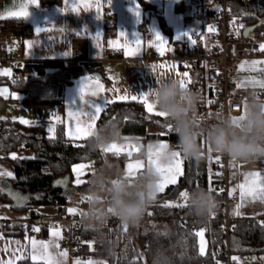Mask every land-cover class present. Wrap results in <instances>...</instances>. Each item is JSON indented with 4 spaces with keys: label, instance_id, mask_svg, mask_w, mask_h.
<instances>
[{
    "label": "crops",
    "instance_id": "crops-1",
    "mask_svg": "<svg viewBox=\"0 0 264 264\" xmlns=\"http://www.w3.org/2000/svg\"><path fill=\"white\" fill-rule=\"evenodd\" d=\"M148 1L152 4L151 9L154 11V16L150 23L144 24L143 15L147 8H144L138 0H112L111 6L108 5L107 0H99V12L95 0H89L92 4L91 7L85 9L83 6H79L75 11L73 8L76 7L79 0H68L67 4L65 0H61V3L42 2L41 0H36V2L34 0H0V24L5 19L15 18L21 22L30 23L33 29L31 34H24L14 27L5 30L0 28V76L11 80L17 76L14 66L2 60L7 52H20L22 62L59 60L70 65L72 64L70 58L76 48H82L85 52V58L93 64H102L106 72V76H98L93 68L80 67V73L72 77L64 85L62 92L57 94L61 103L25 102L22 91L12 89L9 84L2 83L0 84V100L5 102L2 109L6 115L0 117L18 122L24 119L30 121L29 124L31 125H44L48 136H54L57 128L61 125L66 137L80 141L87 136L77 135L76 120L77 118L81 121L89 120V117L84 113L93 111L89 107L91 103L101 104L103 110L106 101L123 100L120 98L122 96H128L127 100H132L131 96L139 97L142 93H148L159 86V80L164 78L167 72H171L178 80V74H182V72L176 67H171L172 65L176 66V64L164 56L165 43L157 41L155 33L159 32L165 41L171 39L175 41L184 40L187 38L183 35L184 33H189L200 26L203 9H208L210 5H215V3L213 0ZM230 1L231 3L234 2V0ZM137 6L139 17L135 14ZM23 11H27L29 16L25 18L19 15ZM160 19L166 24L168 31L162 29ZM38 28L46 30L37 33ZM121 33L124 34L121 35ZM177 37L180 38L177 39ZM137 39L140 40L139 47L135 44ZM109 41L116 43L110 46ZM113 49H116V54H112ZM126 51L135 54L126 55ZM159 65H164V67H153ZM192 72L190 70V82H192ZM26 73L28 72L24 74ZM29 74L33 76L35 71L31 70ZM89 77L93 78V83L98 78L100 84L103 85V91L96 97L86 95L82 101L80 100V88L86 78ZM239 88L244 92L246 91L244 88ZM242 94L244 101L247 96L245 93ZM148 100L152 102L151 96L148 97ZM154 111H158L157 107ZM70 112L79 113V116L74 118L69 115ZM97 119L94 129L97 128ZM79 126L83 127L82 124ZM122 142L128 143L127 146L130 149L125 151ZM204 143L202 142V144ZM115 144L118 147L121 146L123 151L118 154L114 151H102L103 165L107 162L113 171H123L125 170L123 161L129 159L136 162L141 161L144 167L137 172V175L149 165V154L143 155L146 149L154 144H167L168 147L175 145L168 139H144L140 136H124L122 141ZM140 150H142L141 155L133 156ZM120 156H123L122 162L119 159ZM217 158L220 156L209 151L207 156L209 171L215 170L219 160ZM180 160L183 171L184 158L180 156ZM80 162H76L72 166L81 165ZM82 163H90L88 165L90 169L83 171L85 176L83 175L82 182L76 184L75 188L77 186L79 188L84 187L89 191V181L95 173V162L94 160H85ZM254 173L260 174L259 182L264 184V158L254 162L238 161L236 166L229 168L231 190L235 189L238 192L239 199L229 203L227 212L235 219H261L264 216V200L254 199L250 195L241 198L239 185L244 184L246 180L254 179L255 177L252 175ZM180 174L176 177V182ZM82 184L84 185L82 186ZM13 212L9 216H0V261L11 260L17 264L19 259L16 257H29L31 259V241L36 240L37 242H50L52 247L49 248V252L60 261V264H76V261L86 264L89 260L107 264L104 259L95 256L85 260L77 257L76 253L71 252L62 244L63 230L61 227H52L46 230L43 235H38L30 233L28 231L30 225L24 223L19 232H4L3 226L6 221H13L25 216V214ZM31 226L37 229V224L31 223ZM53 230L59 232L58 237L52 235ZM198 240L200 249L203 248L204 253L208 248V240L204 233L203 236H199ZM62 252H66L67 256H59V253ZM234 257L240 264H264V252H237L234 253ZM39 262L44 264L43 260Z\"/></svg>",
    "mask_w": 264,
    "mask_h": 264
},
{
    "label": "trees",
    "instance_id": "trees-1",
    "mask_svg": "<svg viewBox=\"0 0 264 264\" xmlns=\"http://www.w3.org/2000/svg\"><path fill=\"white\" fill-rule=\"evenodd\" d=\"M41 1L61 3V0ZM138 1L144 8H152L148 0ZM236 1L238 6L235 7ZM242 1L234 0L231 3L233 15L245 18L244 26L262 20L257 28L263 30L264 0L255 2L248 14L240 10ZM160 24L163 30L168 31L162 19ZM12 27L24 34H31L33 30L30 23L15 18L5 19L0 24L2 30ZM14 69L17 72L15 79L0 76V84L7 83L12 89L22 91L24 101L28 103H61L57 94L62 92L64 85L81 71L80 66L69 65L59 60L23 61L14 66ZM31 70L35 71L33 76L29 74ZM191 71L192 82L189 88L200 95L201 91L198 88L201 82L200 75L194 69ZM25 72L28 73L24 74ZM201 109L202 98L197 105V114ZM113 122L118 125L122 137L163 138L173 144H176L178 139L167 117L149 113L144 104L138 101L116 100L106 103L97 119V127ZM152 127L165 129V132L150 131L149 128ZM89 137L80 141L71 140L66 137L61 125L54 136H48L44 125L23 124L0 117V158L9 161L13 166V174L10 177H0V196L9 199L10 202L7 190H17L26 196L23 205L18 207L11 205L14 211L25 214L19 218L22 223L13 225L12 221H6L3 226L4 232H11L12 229L21 231L24 223L28 225L32 223L31 219L68 215L66 204L76 190L72 185V165L80 161L94 160L95 172L103 165L102 151H90L87 147ZM20 145L31 150L32 154L16 155L13 159L9 153ZM139 154H142V150L133 156ZM119 159L121 162L124 160L123 156ZM201 188L211 191L218 202L217 209L210 216L195 215L190 210L188 201L186 206L172 204L180 193H190ZM223 201L224 197L217 192L214 181L209 177L207 158L202 161L184 159L183 171L177 182L168 185L159 193L156 202L147 209V219L136 227L139 248L132 230L128 229V226L125 228L118 218H114L100 233L91 231L83 223L74 229L73 233L82 240L81 248L74 253L99 257L107 264H225V254H217L213 260L211 252L212 247L215 249L219 246L224 247L226 242L222 220L213 216L214 213L224 212L221 207ZM184 204L185 202L180 205ZM44 207H53V213L48 214L41 210ZM148 222H154L153 226L145 227ZM201 230L208 240V248L204 253H201L199 236L196 235ZM229 241L233 253L264 252V219L237 218L230 230ZM17 264L43 263L24 257L19 259Z\"/></svg>",
    "mask_w": 264,
    "mask_h": 264
},
{
    "label": "clouds",
    "instance_id": "clouds-1",
    "mask_svg": "<svg viewBox=\"0 0 264 264\" xmlns=\"http://www.w3.org/2000/svg\"><path fill=\"white\" fill-rule=\"evenodd\" d=\"M151 100L159 112L166 114L178 138L174 146L159 153L160 165L171 164L177 152L185 160L194 161L205 160L209 150L233 161L254 162L264 158V98L258 91L248 93L241 113H221L212 124L200 122L199 93L182 88L177 79L161 80L152 90ZM202 137L204 144L200 142ZM122 140L118 125L106 123L93 130L87 147L90 151H105ZM159 147L154 144L143 155L156 153ZM160 183L161 174L152 165L132 177L123 171H113L105 162L89 181V199L82 223L96 233L102 232L110 217L118 218L130 228L138 226L147 209L156 202ZM187 201L190 210L200 217L210 216L218 207L214 194L202 188L188 193Z\"/></svg>",
    "mask_w": 264,
    "mask_h": 264
},
{
    "label": "built area",
    "instance_id": "built-area-1",
    "mask_svg": "<svg viewBox=\"0 0 264 264\" xmlns=\"http://www.w3.org/2000/svg\"><path fill=\"white\" fill-rule=\"evenodd\" d=\"M213 3L215 5L203 9L200 26L189 32L191 38L187 37L180 41L168 40L165 43L164 54L177 66L190 70L194 69L199 73L201 78L199 89L206 124L215 123L216 118L221 113H241L243 94L237 85L239 79L237 62L239 59L257 56L258 54H263L262 57L264 58V51H261L259 47L262 42L243 35L244 24L237 22L236 16L232 13L230 0H213ZM153 16V9H146L143 15V23H150ZM209 27L214 30L210 32ZM116 52V49L112 50V54H116ZM2 60L17 66L22 62L21 53L7 52ZM70 61L72 64L86 69L93 68L101 76H106L102 64H93L88 61L82 48L74 50ZM237 164L238 161L220 156L215 170L209 171V177L214 181L217 192L224 197L221 205L224 212L222 214L214 213L213 216L221 218L226 238L224 247L219 246L216 249L212 247L211 252L213 260L216 259L217 254H225V264H240L231 251L229 241L230 230L236 219L227 212L229 203L239 199L238 192L231 190L229 181V168ZM178 202L183 203L185 201L179 196ZM114 218L117 219L110 217L105 226H108ZM145 219H147L146 214L142 221ZM261 219H264V216ZM25 221L29 220L26 219ZM31 222L37 224L38 229L35 231L33 226L29 224L28 231L32 234L43 235L46 230L52 227H61L64 246L71 252L78 251L82 246L80 236L73 233V230L82 224V218L75 214L35 218L31 219ZM77 255L81 260L90 258V256L81 253Z\"/></svg>",
    "mask_w": 264,
    "mask_h": 264
},
{
    "label": "snow or ice",
    "instance_id": "snow-or-ice-1",
    "mask_svg": "<svg viewBox=\"0 0 264 264\" xmlns=\"http://www.w3.org/2000/svg\"><path fill=\"white\" fill-rule=\"evenodd\" d=\"M34 2H36V0H34ZM96 2V6H97V11H100V2L99 0H95ZM111 2L112 0H107V3L109 6H111ZM65 3H68V0H65ZM38 6V4H37ZM79 6H83L85 9L89 8L92 6L91 2H89V0H79V3L76 5V7L73 8V11L77 10V7ZM138 6L135 9V14L137 15V17H139V11H138ZM19 15H22L23 17H28L29 13L27 11H23L22 13H20ZM99 18V17H98ZM241 27H243L241 25ZM46 29L44 28H38L36 31L37 33L44 31ZM210 32L213 31L214 29H212L211 27H209L208 29ZM124 33H121V35H123ZM184 36L188 37L189 39L191 38V35L189 33H184ZM156 39L157 41L161 42V43H167V41H165L163 39V37L160 35L159 32L155 33ZM180 37H177V39H179ZM109 45H113L114 41H109L108 42ZM135 44L137 47H139L140 45V40L137 39L135 41ZM260 50L264 51V44H261L260 46ZM135 54L134 52H129L126 51V55H132ZM161 54H163V52H161ZM247 63V62H245ZM253 64H258L261 63L260 61H253ZM155 67H164V65H159V66H153ZM171 67L175 68V65H172ZM244 65H241V68H243ZM188 72H184L183 76L184 77H188ZM190 83V80H189ZM180 85L182 88H186L187 85L184 81V79L180 80ZM239 86V85H238ZM260 87H264V83H260ZM103 91V85L100 84L99 79L96 78L95 82L93 83V78L89 77L86 78V80L82 83V86L80 88V100L84 101V97L86 95H90L93 97L99 96L100 92ZM152 95V91L148 92V93H142L141 96H131V99L134 101H138L140 103H143L147 109V111L149 113H152L156 116H160V117H166L165 113L159 112V111H154L156 109V105L153 102H149L148 97ZM123 100H127L128 96H122L120 97ZM85 103H88L87 101H85ZM106 103H111V101H106ZM89 107L93 110L92 112H88V113H84V115H87L89 117V120L87 121H81L80 119H78L77 117L79 116V113L77 114H73L72 112L69 113L70 116H73L74 118H77L76 122L78 127L76 128V133L78 136H91L94 128H95V120L98 118L99 113L102 111V105L101 104H97L95 102L91 103L89 105ZM21 123L23 124H29L30 121L28 120H24L21 119ZM83 125V127H80L79 125ZM168 145L167 144H160L159 149L157 150L156 153H152L151 151L149 152V165H152L154 167H156L157 171L161 174V183L159 186V191L163 192L165 187L170 184V183H175L176 182V177L181 173L182 169H181V165H182V161L180 160V154L179 152L175 153V157L176 159H174L172 161L171 164L167 165V166H162L160 165L159 162V153L161 151H163L164 149H167ZM151 149V147L149 148ZM107 151H114L117 154L121 151H123L122 147H118L115 143L112 144L108 149L105 150ZM210 151V150H209ZM155 156V158L153 159V157ZM13 159H15V156L13 155ZM219 159V158H217ZM80 169L85 168V165H80L78 166ZM144 167L143 162L141 161H137L135 164L133 163H129L127 165V174L135 177L136 173L142 169ZM73 172L77 173V179H76V183L80 184L82 181L79 179V175L80 173L78 172L77 168L74 167L73 168ZM3 173H0V175H2ZM7 175L11 176L12 174L6 173ZM255 178L252 179L251 181L246 180L244 184L239 185V188L241 189V198L243 199L246 195H250L252 196L254 199H261L264 200V184H261L259 182V177L260 174L259 173H254L252 174ZM211 190V189H210ZM233 191H235V189H233ZM89 199V197H87ZM181 198L185 201L184 205H179V206H186L187 205V200H188V192H183L181 193ZM165 206H172V205H165ZM239 207V206H237ZM68 211L72 214L77 213V209L76 208H70L68 209ZM238 214V213H237ZM81 215H83L81 213ZM127 226L125 225V228ZM36 231H38V229H34ZM52 235L54 237H58L59 236V232L57 230H53L52 231ZM197 236H203V231H200L198 233H196ZM32 244V255H31V259L36 262V261H40L43 260L44 264H60V261L56 259L55 256H53V254L51 252H49V248L52 247V245L50 244V242H45V241H39L37 242L36 240H32L31 241ZM58 246V245H57ZM201 253H203V248H201ZM59 256L61 257H66L67 253L66 252H62L59 253ZM23 257H16V259H22ZM0 264H14V261H0ZM76 264H81L80 261H76ZM86 264H95V262L89 260L86 262Z\"/></svg>",
    "mask_w": 264,
    "mask_h": 264
},
{
    "label": "rangeland",
    "instance_id": "rangeland-1",
    "mask_svg": "<svg viewBox=\"0 0 264 264\" xmlns=\"http://www.w3.org/2000/svg\"><path fill=\"white\" fill-rule=\"evenodd\" d=\"M258 0H243L242 1V7H240L241 12L248 14L249 12L252 11V7L254 6L255 2H257ZM233 5V4H232ZM234 6H238L237 1L234 3ZM236 20L237 22L243 23L245 22V18H242L241 16H236ZM250 37L252 39H256L259 40L260 42H262V44H264V29L261 30L260 28H256L253 31H251L250 33ZM165 45V44H164ZM264 53V52H263ZM165 54V53H164ZM263 54H258L257 56H253V57H247V58H242L239 59V61L237 62V67H238V73H239V82L237 83V85H239V87L246 89V91H242V93H245V95L247 96L248 93L250 91L256 90L260 93L261 98H264V87H260V83H264V58L262 57ZM253 61H260L261 63L258 64H253ZM247 62V63H245ZM244 65L243 68H241V65ZM176 68H178V70H180V72H182V74H178V80H181L182 78L184 79L187 87L189 88V80L191 78L190 76V69L188 68H182L176 65ZM184 72H188V77H184L183 73ZM157 77V76H156ZM158 78V77H157ZM169 78L175 79V76H173V74L171 72H167L165 73L164 78H161L159 80V82H161V80H168ZM160 84V83H159ZM200 90V89H199ZM200 92V91H199ZM201 95V94H200ZM5 102H3L2 100H0V116H5L6 114H4V110L3 105ZM199 119L202 123L206 124L205 118H204V113H203V102H202V109L199 111L198 113ZM211 124V123H208ZM150 131L152 130H158L161 133L165 132V129H156V128H149ZM201 142H205V140L202 137V141ZM122 147H124L125 151H127L128 149H130L127 145L128 143H124L122 142ZM121 147V146H120ZM12 157L13 155H19V156H27V155H31L32 151L29 150L28 148L20 145L16 150L11 151L9 153ZM3 160V161H1ZM1 162H0V173H3L2 175H0V177L3 178H7L10 177L9 175H7L6 173H11L13 174V170H12V164L9 161H6L4 158H1ZM5 160V161H4ZM83 161H81V165H85L86 167L83 169H79L78 166L80 165H75L74 167L77 168L78 172L80 173L79 175V179L81 180L84 172L88 169H90L88 167V165L90 163H82ZM123 163L125 164V170H123V172L127 173V165L129 163H133L135 164L136 161H133L131 159L129 160H125L123 161ZM73 167V166H72ZM73 167V168H74ZM95 171V170H94ZM93 171V173H94ZM92 173V174H93ZM137 175V173H136ZM85 176V175H84ZM93 177V176H92ZM76 179H77V173H73V177H72V185L75 187L76 183ZM92 179V178H91ZM81 187V186H80ZM183 193V192H182ZM181 195V193L172 201V204H176V205H180L182 203L178 202L179 196ZM89 196V191L86 190V188L81 187L79 188V186H77L73 197L68 201V203L66 204V212L67 214H72L68 211V209L70 208H76L77 209V213H75V215H77L78 217L82 218L81 213L83 214L86 209H87V200ZM44 212H47L48 214L53 213V207H44L43 209ZM14 210L11 207V202L9 199H6L4 196H0V216H9L11 215ZM16 213H20L21 215H24V213L21 212H17ZM19 214V215H20ZM26 220V219H25ZM154 224V222H148L145 227H152ZM159 225V224H157ZM137 227V226H136ZM136 227L134 228H129L131 229L133 232V238L135 240V242H137V246L138 248L140 247L139 242L136 239ZM94 257V256H93ZM92 257V258H93ZM95 264H100V263H95Z\"/></svg>",
    "mask_w": 264,
    "mask_h": 264
},
{
    "label": "water",
    "instance_id": "water-1",
    "mask_svg": "<svg viewBox=\"0 0 264 264\" xmlns=\"http://www.w3.org/2000/svg\"><path fill=\"white\" fill-rule=\"evenodd\" d=\"M261 23H262V20H259L258 22L254 23V24L245 25L243 27V35L245 37H249L251 31L256 29L257 26H259ZM97 75L100 76V74H97ZM7 195L11 199V205H13L14 207H18V206L23 205V203L26 199V196L17 190H7ZM21 223H22L21 220H13L12 221L13 225L21 224ZM10 231L11 232H19L20 230L19 229H12Z\"/></svg>",
    "mask_w": 264,
    "mask_h": 264
}]
</instances>
